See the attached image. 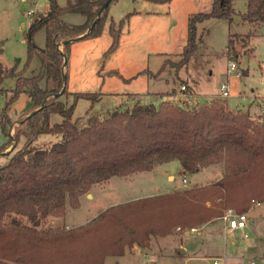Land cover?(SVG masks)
<instances>
[{
  "label": "trees",
  "instance_id": "obj_1",
  "mask_svg": "<svg viewBox=\"0 0 264 264\" xmlns=\"http://www.w3.org/2000/svg\"><path fill=\"white\" fill-rule=\"evenodd\" d=\"M105 1L67 0L62 6L58 0H49L47 13L32 21L27 34L26 65L35 55L40 59L39 71L32 77L20 75L15 67L8 68L0 61V85L8 76L16 80L0 118L9 136L0 153L13 141L8 107L23 93L31 101V115L15 128L17 146L4 155L6 162L0 163V264H104L108 256H123L126 248L148 246L151 236L170 235L176 227L184 232L222 216L224 209L244 213L251 205L264 202V120L231 110L226 102L212 100L187 107L169 99L160 104L137 101L104 116L89 110L83 126L73 121L77 99H90L92 107L99 94L75 92V101L68 107L59 100L56 94L63 85L65 92L68 90L64 60L71 42L64 44V54L58 43L85 33L82 39L97 38L110 20L112 42L105 56L112 54L124 26L137 11H130L117 23L108 17L109 6L99 14ZM147 1L164 4L172 0ZM66 12L81 13L86 20L72 24L63 19ZM234 14L233 0H212L209 11L189 14L187 40L177 65L187 66L195 55L200 23L211 18L231 22ZM242 19L264 24V0H247ZM40 29L46 31L44 48L34 42ZM238 35L230 34L229 47ZM251 36L247 33L243 38ZM110 73L125 79L118 70ZM50 80L56 82L52 88L48 87ZM48 95L52 96L45 102ZM52 113L64 119L52 124ZM45 133L56 134L59 139L35 145L38 136ZM21 136L25 141L20 145ZM172 160H179L184 173L223 165L224 176L210 184L110 206L89 223L71 229H38L43 218L64 215L68 203L79 207L80 196L94 184L152 171ZM9 215L14 216L6 225L4 220Z\"/></svg>",
  "mask_w": 264,
  "mask_h": 264
},
{
  "label": "rangeland",
  "instance_id": "obj_2",
  "mask_svg": "<svg viewBox=\"0 0 264 264\" xmlns=\"http://www.w3.org/2000/svg\"><path fill=\"white\" fill-rule=\"evenodd\" d=\"M246 1L234 0L235 14L231 22L226 19L211 18L200 23L198 27L200 39L196 53L187 66L180 67L177 62L182 58L181 53L187 40L188 15L193 12L209 11L212 0H175L170 4L147 0H112L108 8V17L114 18L117 23L135 9H165L164 11L168 13L151 16L137 24L127 23V28L132 29L130 34L128 31L121 34L118 48L108 56H105V52L112 42L109 32L110 20L99 37L72 41L65 69L68 74V90L58 95L59 100L68 107L75 101V92L99 94L98 102L92 107L90 99L85 97L77 99L73 121L83 126L87 124L89 110L90 114L104 116L110 110L130 107L138 99H141V103L160 104L162 100L160 92H175L182 95L185 93L181 90L182 83L189 81L191 87L195 89L193 91H196L197 101L187 105L181 100H176L175 96L172 101L192 107L209 103L211 100H220L227 102L232 108L239 106L246 111L249 105L254 103V107L257 108L254 111L258 109V112L261 111L259 106L264 104V24H253L242 19V14L246 12ZM66 2L67 0H58L62 6ZM48 9L49 0H0V47L3 48L0 61L8 68L15 67L20 75L32 77L39 71L40 59L37 55L31 59L29 66L26 65L29 48L27 34L32 21L45 16ZM63 19L72 24H82L86 16L81 13L66 12ZM247 33H252L250 39L243 38ZM230 34H239L238 37H234L232 47H229ZM46 39L45 29L38 30L34 35V42L41 48L45 47ZM63 41L64 38L61 39V51L64 50ZM230 60L237 61V71L242 72L241 76L228 74ZM112 70H118L128 80L110 73ZM245 70L249 72L247 75L243 74ZM15 82L14 77L8 76L0 85V118L6 101L12 95L11 90L15 87ZM224 82H228L230 86L228 98L219 95ZM55 84V81L50 80L48 87L52 88ZM154 92L156 97L151 94ZM30 106V98L23 93L8 107L7 111L11 119V126L8 125V129L13 141L4 152H11L17 146L12 148L15 128L23 118L31 114ZM63 119L59 113H52L50 118L52 124ZM8 138L0 122V147L6 144ZM58 139L59 136L56 134L45 133L38 136L34 144L44 146ZM24 141V136H21L20 145ZM6 160V156L0 155V163ZM154 169L136 172L129 176H116L94 184L88 193L80 196V205L81 198L84 199L82 209L77 210L78 207L68 203L64 215L43 218L38 229H69L68 223L71 226L73 223L85 220L87 223L90 217L100 214L104 208L114 203H125L134 197L139 199L143 196L162 195L171 190L182 191L200 186L198 184L206 183L213 176L212 168L184 173L179 160L157 165ZM170 174L174 175L173 180L169 178ZM185 178L186 182H184ZM93 192L95 200H92ZM228 209L234 208L224 209L223 214ZM247 212V236L240 232L230 235L225 231L224 223L219 221L221 220L219 216L212 220L217 221L216 223L200 228L197 233L188 231L190 228L181 232L177 230L179 227H176L174 233L164 236L165 238L151 236L148 246H140L142 249L135 246L133 249L136 250L133 252L126 248V254L120 257L108 256L104 264H185V258L189 256L210 252H218L223 256L226 254L227 264H252V262L264 264V202L251 205ZM13 216H7L4 223L10 225ZM23 219L24 223L31 225L26 218ZM79 219L80 221H75ZM210 231L216 236V239L212 240L218 244L215 247H210ZM160 238L163 240H159ZM182 244L188 249V255H172L175 249L182 247ZM178 251L176 250L175 253L179 254ZM200 263L192 260L188 264Z\"/></svg>",
  "mask_w": 264,
  "mask_h": 264
},
{
  "label": "crops",
  "instance_id": "obj_3",
  "mask_svg": "<svg viewBox=\"0 0 264 264\" xmlns=\"http://www.w3.org/2000/svg\"><path fill=\"white\" fill-rule=\"evenodd\" d=\"M135 1H138V0H135ZM173 1H175V0H172L170 3H173ZM186 1V0H185ZM170 3H168V4H170ZM212 4V3H211ZM233 6H234V0H233ZM246 9H247V1H246ZM136 11H137V13H135V14H133L132 16H131V18H130V20H129V22H128V24H137V22H140L141 20H144V19H146V18H149V17H151V16H159V15H161V14H163V13H168V11L166 12V11H164L165 9H154V10H142V9H135ZM193 13H196V12H193ZM189 14H191V13H189ZM189 16V15H188ZM128 24L125 26V28L123 29V32H122V34L124 33V32H127L128 31V34H130V32H131V30L132 29H130L129 27L127 28V26H128ZM133 28H134V26H133ZM121 45V44H120ZM187 84L188 85V94L191 96L190 98H191V100L194 102V101H197V99H196V97H195V95H196V91H193V90H195V89H193V87H191V85H190V83H189V81L187 82V81H183V83L182 84ZM160 93H168V92H160ZM159 93V94H160ZM151 94H154L153 95V97H156L155 96V92L154 93H151ZM158 94V93H157ZM177 94V95H176ZM174 96H179L181 99H183L185 96H184V94H182V95H178V93H173V95L171 94V95H165V96H163L161 99L162 100H165V99H169V100H171ZM141 99H138V101H140ZM161 100V101H162ZM212 101V100H211ZM227 103V102H226ZM30 105H31V101H30ZM227 106L231 109V110H241L242 112H249V114L253 117V118H257V119H260V112L261 111H259L258 112V110L257 111H254V109H257V108H255L254 107V103H252V104H250L249 105V107L247 108L248 110L246 111L245 109H243V108H241V107H237V108H232V107H230L229 106V104L227 103ZM261 106L262 105H260L259 107L261 108ZM160 165V164H159ZM205 168H212L213 170H212V172H213V176H212V178L211 179H209L208 181H206V183L204 182V183H201V184H198V185H206V184H210V183H212V182H215V181H218L219 179H221L223 176H224V169H223V165H210V166H208V167H205ZM155 170V169H154ZM153 171V170H152ZM144 172V171H143ZM119 177V176H118ZM130 177H132V176H130ZM113 178V177H112ZM169 178L170 179H174L175 177H174V175H172V174H170L169 175ZM184 186H186V185H183V187ZM94 188H95V186L92 188V191H94ZM179 188H182V187H179ZM173 191H175V190H173ZM172 190L171 191H169V192H173ZM168 193V192H167ZM92 196V200H95V194H94V192H93V194L91 195ZM144 197V196H143ZM137 197H134V198H132V199H136ZM139 198V197H138ZM132 199H128V201L129 200H132ZM120 203V202H119ZM115 204H118V203H114L113 205H115ZM262 204V203H261ZM83 205H84V199H83V197L81 198V205H80V207H78V209L77 210H80V209H82V207H83ZM113 205H110V206H113ZM254 205H257V204H254ZM109 206V207H110ZM108 208V207H107ZM107 208H104L103 210H105V209H107ZM247 213V215H248V212H246ZM99 214V213H98ZM98 214H96V215H94L93 217H90V221L91 220H93L96 216H98ZM70 215H71V213H70ZM67 217H69V214H68V216ZM88 220V219H87ZM75 221H80V219L79 220H75ZM90 221H88L87 223H89ZM219 221H221L222 223H224L223 221H222V219L221 220H219ZM217 222V221H216ZM216 222H209V223H206V224H204L203 226H200L199 227V229L200 228H204L205 226H208V225H212V224H214V223H216ZM86 223V220L85 221H80V222H76V223H73V227L70 225V223H68L67 224V227L70 229V228H74V227H78V225L79 226H81V225H85V224H87ZM224 228H225V224H224V226H223ZM245 231L247 230V227L244 229ZM225 231H226V229H225ZM211 233H210V235H209V238L211 239L210 240V247H215V246H217L218 244H215L212 240L213 239H216V236H215V234L212 232V231H210ZM238 232H240L241 234H243V232L241 231V230H236V231H234V232H228V233H230V235H233V234H237ZM247 232V231H246ZM186 233V232H185ZM184 233V234H185ZM248 234V233H247ZM244 235V234H243ZM165 238V237H164ZM159 240H163V238H160ZM136 247L138 246V245H135ZM134 246V247H135ZM182 247L181 248H183L184 250H185V253L183 254V253H181V248H177V249H175V251L173 252V254L172 255H174V256H186V255H188V249L186 248V246H184V244H182L181 245ZM133 247V248H134ZM138 247H140V246H138ZM249 247V246H248ZM133 248H129V251L130 250H132V252H133V250H136V248L135 249H133ZM141 248V247H140ZM160 248V247H159ZM142 249V248H141ZM144 250V249H143ZM176 250H179L180 251V254H176L175 252H176ZM145 252H147L146 250H145ZM126 254V253H125ZM148 255V254H147ZM170 255V254H169ZM213 258H223L224 260H225V264H227V256H226V254H225V256H223V255H221V254H219L218 252H214V253H209V254H204V255H192V256H189V257H187V258H185V264H188L190 261H192V260H197V261H200L201 263L200 264H210L211 263V261H212V259Z\"/></svg>",
  "mask_w": 264,
  "mask_h": 264
},
{
  "label": "built area",
  "instance_id": "obj_4",
  "mask_svg": "<svg viewBox=\"0 0 264 264\" xmlns=\"http://www.w3.org/2000/svg\"><path fill=\"white\" fill-rule=\"evenodd\" d=\"M238 70V63L236 60H230L228 65V74H236L237 76H241L242 72L237 71ZM237 71V72H236ZM181 90L184 93V98L181 99L179 96H175L176 100H181L183 103L187 105H191L194 102L191 100V96L188 94V85L182 84ZM219 95L222 98H228L230 96V86L228 82H224L221 85V90ZM260 120H264V104L261 106V112H260ZM184 182H186V178L184 179ZM257 205L261 204V202H257ZM222 221L225 224V229L227 232H234L236 230H241L244 234V236H247V232L244 230L247 227V221L248 216L247 213H239L235 211L234 209H228L225 211V213L221 216ZM180 231V228L177 229ZM188 231L191 232H199V227H193L190 228ZM210 264H225V260L223 258H213ZM252 264H254L252 262Z\"/></svg>",
  "mask_w": 264,
  "mask_h": 264
},
{
  "label": "water",
  "instance_id": "obj_5",
  "mask_svg": "<svg viewBox=\"0 0 264 264\" xmlns=\"http://www.w3.org/2000/svg\"><path fill=\"white\" fill-rule=\"evenodd\" d=\"M112 0H106L105 1V3H104V5L101 7V9H100V12H99V14H101V12L104 10V9H106L108 6H109V4H110V2H111ZM98 19V18H97ZM92 26H93V24H92ZM84 36H86L87 35V33H85V34H83ZM84 36H78V37H75V38H73V39H68V40H65L64 39V44L65 43H67V42H72V41H74V40H78V39H82ZM62 44V42L60 41L59 43H58V48H59V50H60V45ZM61 51V50H60ZM63 54H64V52L63 51H61ZM67 64H68V54H66V56H65V60H64V67L66 68V66H67ZM65 78H66V72L64 71V80H65ZM65 85H63V88H62V90L58 93V94H56V96H58V95H62L64 92H65ZM52 95H48L46 98H45V102L49 99V97H51ZM40 109V108H39ZM38 109V110H39ZM33 113V112H32ZM31 114H29L28 116H30ZM27 116V117H28ZM15 145H16V141H14V144H13V146H12V148H14L15 147ZM11 148V149H12ZM10 152V151H9ZM9 152H3V153H0V155H5V154H8ZM181 253H185V250L183 249V248H181Z\"/></svg>",
  "mask_w": 264,
  "mask_h": 264
}]
</instances>
